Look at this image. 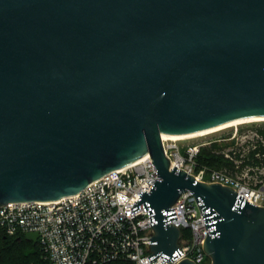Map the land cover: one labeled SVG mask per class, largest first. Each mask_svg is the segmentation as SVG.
<instances>
[{
    "label": "water",
    "instance_id": "95a60500",
    "mask_svg": "<svg viewBox=\"0 0 264 264\" xmlns=\"http://www.w3.org/2000/svg\"><path fill=\"white\" fill-rule=\"evenodd\" d=\"M247 117H264V0H0V206L149 154L152 255L177 259L167 212L189 191L210 264H264V207L170 169L161 138Z\"/></svg>",
    "mask_w": 264,
    "mask_h": 264
},
{
    "label": "built area",
    "instance_id": "2783aa9c",
    "mask_svg": "<svg viewBox=\"0 0 264 264\" xmlns=\"http://www.w3.org/2000/svg\"><path fill=\"white\" fill-rule=\"evenodd\" d=\"M236 137L233 134L230 139ZM177 141L162 139L170 169H183L196 181L229 186L247 203L264 207V166L248 165L243 169L234 163V171L199 167L195 160L198 147L192 146L182 155ZM222 154L232 159L229 153ZM254 167L260 174L250 176ZM157 179L156 167L146 154L90 182L74 195L54 201L3 204L0 229L10 236L36 232L43 258L51 264H106L121 260L133 264H177L186 258L195 264L204 263L207 255L203 244L209 229L195 195L189 191L181 192L167 212V221L180 230L177 259L152 255L151 214L146 203L140 201ZM182 229L190 233L189 244L181 243Z\"/></svg>",
    "mask_w": 264,
    "mask_h": 264
},
{
    "label": "trees",
    "instance_id": "16d2710c",
    "mask_svg": "<svg viewBox=\"0 0 264 264\" xmlns=\"http://www.w3.org/2000/svg\"><path fill=\"white\" fill-rule=\"evenodd\" d=\"M264 138V128L260 131ZM248 154L243 160V164L259 165L261 156L264 157V146L258 139L248 140ZM220 144L210 143L209 146L200 148L196 156V164L199 167L224 168L229 171L235 170V165L224 157L219 150ZM209 263V262H208ZM0 264H51L49 260L43 258L40 246L37 242L28 241L25 234L7 235L0 229ZM106 264H133L129 261H114Z\"/></svg>",
    "mask_w": 264,
    "mask_h": 264
},
{
    "label": "rangeland",
    "instance_id": "374dc122",
    "mask_svg": "<svg viewBox=\"0 0 264 264\" xmlns=\"http://www.w3.org/2000/svg\"><path fill=\"white\" fill-rule=\"evenodd\" d=\"M264 128V120L260 121H253V122H247L237 125H232L231 127H225L222 129H219L216 132H211L204 134L202 136H195L190 137L189 139H183L178 140V146H179V152H181L182 155L187 154V150L190 149L192 146H197L198 150L200 148H203L204 146H209L210 143L216 142L218 138H223L222 140H218L216 142L217 144H220L218 152H227L230 154L232 159H228L233 164L241 166V168L246 169L249 165L250 167L253 165L252 163H248L247 165L243 164V160L245 156L248 154V140L249 139H258L261 141V146H264V138L263 135H260V131ZM237 135L236 138L230 139L231 135ZM259 167L264 166V157L261 156ZM249 167V168H250ZM217 169V168H214ZM223 169L224 168H220ZM260 173L257 171L256 167L251 168L250 176L253 175H259ZM181 243L189 244L190 239V233L186 229H182V235H181ZM210 261V257L207 256L206 260L202 264H208Z\"/></svg>",
    "mask_w": 264,
    "mask_h": 264
},
{
    "label": "bare ground",
    "instance_id": "6f19581e",
    "mask_svg": "<svg viewBox=\"0 0 264 264\" xmlns=\"http://www.w3.org/2000/svg\"><path fill=\"white\" fill-rule=\"evenodd\" d=\"M261 120L263 121L264 117H261V118H249V117H247V119L233 120L230 123L218 125V127L205 129L204 131H200V132H196V133H189V135L171 136V135L162 134L161 138L164 140H169V141L189 139L190 137H195V136L197 137V136H202V135L207 134V133L216 132L219 129H222L225 127H231L232 125H237V124H242V123H247V122H253V121H255V122L260 121L261 122Z\"/></svg>",
    "mask_w": 264,
    "mask_h": 264
}]
</instances>
